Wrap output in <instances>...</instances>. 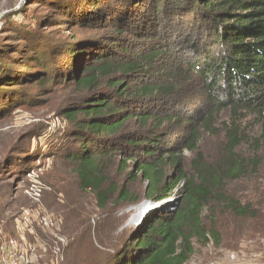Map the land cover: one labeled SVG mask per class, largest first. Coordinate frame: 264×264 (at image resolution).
<instances>
[{"label":"trees","instance_id":"1","mask_svg":"<svg viewBox=\"0 0 264 264\" xmlns=\"http://www.w3.org/2000/svg\"><path fill=\"white\" fill-rule=\"evenodd\" d=\"M79 1L77 16L69 10L63 17H71L75 29H89L88 38L79 41L82 48L56 47L50 53H57L56 59L50 55L27 63L25 69L28 77L36 68L49 72L39 81L55 87H76L78 97L69 99L60 115L74 125L70 138L78 147L65 150L62 161L75 173L80 190L95 196L104 214L112 203H136L116 181V172L131 181L141 178L146 201L160 203L174 192L183 196L176 211L152 214L113 255L106 251L115 246L116 222H100L96 233H90L91 249L77 248L83 252L79 263L187 264L195 242H219L215 227L204 225L205 211L214 216L221 208L242 221L255 217L250 205L230 196L228 185L250 176L258 163L237 152L244 141L237 127L229 130L216 162L198 154L192 174L171 148H162L161 139L171 127L187 131L186 149L196 152L200 128L211 132L213 116L223 108H258L264 114V0ZM110 30L115 33L103 34ZM192 81L209 109L183 102L191 89L183 90L185 98L179 96ZM19 82L12 86L29 84L24 77ZM45 86L40 89L50 94ZM220 86L226 95L215 97ZM180 105L191 110L197 106V117L186 109L168 110ZM255 143H264V118L263 135Z\"/></svg>","mask_w":264,"mask_h":264},{"label":"rangeland","instance_id":"2","mask_svg":"<svg viewBox=\"0 0 264 264\" xmlns=\"http://www.w3.org/2000/svg\"><path fill=\"white\" fill-rule=\"evenodd\" d=\"M80 3L79 0H0V229L7 237L18 238L17 219L27 209L42 207L62 217V234L70 242L63 264H80L83 252L77 248L91 249V235L96 233L102 221L106 224L116 222L115 246L106 252L108 255L118 252L137 227L141 213L139 206L145 201L146 188L141 178L131 181L124 173L116 172V181L127 187L136 203H112L107 213L100 212L95 196L80 190L75 173L61 157L65 150L78 147L77 141L70 138L74 125L60 115L61 110L68 107L67 101L78 97L76 87L61 88L48 84L47 80L39 81L42 75L49 73H42L39 68L33 70L31 77L25 75L27 63L50 58L56 47L72 46L75 49L77 45L78 49L82 48L78 46L81 44L79 41L88 38L89 29H75L71 17H63V13L69 10L75 11L74 17L77 16L76 9ZM145 15L146 12H143L141 19ZM114 33L111 30L103 32L105 35ZM190 53L189 50L186 52ZM54 55L51 56L56 59ZM23 77L29 84L23 82L22 85L12 86L20 83ZM45 83L46 88L50 87V94L44 91L45 88L40 89ZM184 89L186 93L191 89L187 97ZM222 90L221 86L217 87L214 96L226 95ZM178 94L186 97L183 102L188 105L210 108V103L205 102V96L193 81L183 86ZM186 106L180 105L177 110L168 107V110L175 113L186 109L189 115V112H195V107L197 109V106H192L193 110ZM152 109L162 111L157 106ZM196 117L197 112L192 114V118ZM263 118L264 114L258 108H223L213 116L211 132L200 128L196 137V152L186 149L187 131L183 133L171 127L161 139L162 148H171L170 151L183 162L186 171L192 174L191 164L198 154H202L209 163L216 162L224 153L229 130L237 127L244 138L237 152L243 159H255L258 163V168L251 170L250 176L228 185L230 196L250 205L256 213L255 217L242 221L221 208L214 216L205 211L204 225L215 227L219 242L211 241L203 246L195 242V254L187 264H264V143H255L263 135ZM157 153L161 155L162 152ZM127 165L130 166L129 172L132 161L129 160ZM35 188L42 191L40 198H37L39 190ZM182 198L180 193L174 192L167 199L172 203L163 210L173 213L180 207L176 200L180 199L181 203ZM158 211H153L148 217ZM37 233L47 237L44 232L37 230ZM27 237L31 238L30 235ZM0 241L3 239L0 238ZM93 256L96 257L95 251ZM43 262L48 264L51 260ZM0 264H4L1 257Z\"/></svg>","mask_w":264,"mask_h":264},{"label":"built area","instance_id":"3","mask_svg":"<svg viewBox=\"0 0 264 264\" xmlns=\"http://www.w3.org/2000/svg\"><path fill=\"white\" fill-rule=\"evenodd\" d=\"M38 191V188H35ZM36 195L40 198L42 191ZM63 218L42 207L25 210L17 219L18 238L7 237L0 229V257L4 264H63L70 242L63 236ZM37 230L47 234L44 238ZM28 233V234H27ZM30 235L31 238H28Z\"/></svg>","mask_w":264,"mask_h":264},{"label":"water","instance_id":"4","mask_svg":"<svg viewBox=\"0 0 264 264\" xmlns=\"http://www.w3.org/2000/svg\"><path fill=\"white\" fill-rule=\"evenodd\" d=\"M178 203L180 204V199L176 200ZM172 203V201H163L160 203H153L151 201H144L139 208L141 207V217L138 218L136 223V226H140L142 221L146 220V218L155 210H160V209H165V207H167L168 205H170ZM137 209V208H136ZM143 210V212H142ZM176 211V210H175Z\"/></svg>","mask_w":264,"mask_h":264},{"label":"bare ground","instance_id":"5","mask_svg":"<svg viewBox=\"0 0 264 264\" xmlns=\"http://www.w3.org/2000/svg\"><path fill=\"white\" fill-rule=\"evenodd\" d=\"M142 212H143V210H142ZM139 217H141V213L138 215V218H139Z\"/></svg>","mask_w":264,"mask_h":264}]
</instances>
